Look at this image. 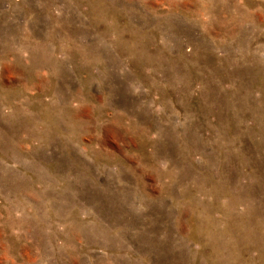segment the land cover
Instances as JSON below:
<instances>
[{"label":"rangeland","instance_id":"374dc122","mask_svg":"<svg viewBox=\"0 0 264 264\" xmlns=\"http://www.w3.org/2000/svg\"><path fill=\"white\" fill-rule=\"evenodd\" d=\"M0 264H264V0H0Z\"/></svg>","mask_w":264,"mask_h":264}]
</instances>
